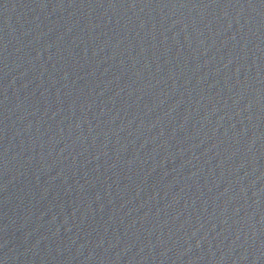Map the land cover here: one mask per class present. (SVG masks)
Returning a JSON list of instances; mask_svg holds the SVG:
<instances>
[{
	"label": "water",
	"instance_id": "water-1",
	"mask_svg": "<svg viewBox=\"0 0 264 264\" xmlns=\"http://www.w3.org/2000/svg\"><path fill=\"white\" fill-rule=\"evenodd\" d=\"M0 264H264V0H0Z\"/></svg>",
	"mask_w": 264,
	"mask_h": 264
}]
</instances>
